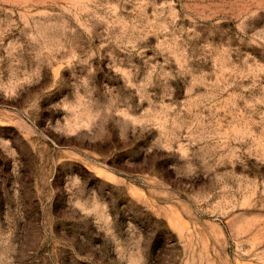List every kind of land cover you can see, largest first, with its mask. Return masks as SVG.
I'll list each match as a JSON object with an SVG mask.
<instances>
[{
    "label": "rangeland",
    "instance_id": "1",
    "mask_svg": "<svg viewBox=\"0 0 264 264\" xmlns=\"http://www.w3.org/2000/svg\"><path fill=\"white\" fill-rule=\"evenodd\" d=\"M0 264H264V0H0Z\"/></svg>",
    "mask_w": 264,
    "mask_h": 264
}]
</instances>
